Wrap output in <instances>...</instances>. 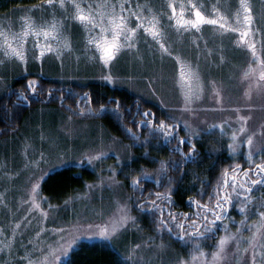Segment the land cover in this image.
I'll use <instances>...</instances> for the list:
<instances>
[{"label": "rangeland", "instance_id": "374dc122", "mask_svg": "<svg viewBox=\"0 0 264 264\" xmlns=\"http://www.w3.org/2000/svg\"><path fill=\"white\" fill-rule=\"evenodd\" d=\"M11 1L0 0V26L15 32L19 31L22 16L31 15L38 23L55 18L63 24L61 35L64 40L52 41L53 48L59 51V58L56 52H46L43 59H36L39 50L32 47L35 38H29L25 46L26 62L0 54V101L4 100L17 79L33 76L60 84H91L119 101L124 99L121 95L127 91L155 105L165 119L177 124L183 135L192 137L197 146L208 154L209 163L213 156L223 155L227 158L225 160L233 161L229 169L240 163L243 170L251 168L254 162L264 161V135L253 137L251 160L243 134L237 136L236 151L229 148L233 143V132L240 127L238 116L250 117L245 125L248 134L264 132L261 127L264 125V90L253 88L250 99L244 95L252 82L243 80L251 52L246 47L237 46L238 33L221 34L212 25H202L199 32L194 29L177 32L167 19L170 11L168 0H132L131 6L141 5L146 16L149 15L147 9L157 15L163 32L161 42L168 51L161 50L159 44L141 30L135 47L122 50L110 65L105 66L96 59L99 54L95 48L88 44L89 33L68 18L73 11L70 6L67 10L40 7V4L34 8L6 9L5 4ZM198 2L203 4L206 13L211 12L214 4L225 15L237 7V0ZM252 6L256 28L259 29L254 40L258 42V54L264 59V0H252ZM64 42L68 47H63ZM182 67H190L196 73L202 88L199 99L187 107L180 86ZM105 76H111V80H106ZM236 109L239 112L234 111ZM24 113L18 131L0 138V197H3L0 200V229L4 230L0 240H11V248L0 252V264H27V260H21L24 256L33 261L46 257L47 264H68L72 251L82 242L109 245L123 264H178L180 260L190 261L200 251L205 253L207 261L209 254L216 250L219 239L228 233L236 234L238 240L228 244L219 264H249V253L238 252V249L248 247L246 238L252 233L245 225L259 220L257 212L264 210V191L253 192L252 202L245 212L239 211L241 204H238L236 211L219 224L212 250L205 249L204 243H197L190 247L188 254L189 241L178 239L180 232L175 223L171 229L178 238L165 228L159 229L143 222L140 210H135L137 202H132L125 185V177H131L134 169L140 167L147 171L149 167L164 165L169 152L163 144H154L151 136H144L143 142L126 140L130 134L123 129L126 136L118 135L109 122L112 119L110 115L106 119H96L87 113L80 118L59 107L47 105L30 106ZM145 144L150 147L154 144L155 154L151 149H142ZM137 146L140 149L135 150ZM68 166L83 168L79 172L86 173L87 186L83 192L58 203L42 192L43 182L52 172ZM185 173L186 181L190 180V186H197L203 197L206 174L198 173L192 165L185 168ZM118 174L123 176L122 180ZM36 183H39L40 194L45 199H37L40 209L29 212L30 205L26 201L30 199L31 188ZM121 208L130 217L126 225L118 227L107 238L102 236L103 230L111 232V222ZM153 214L159 217L157 212ZM161 220L165 221L163 226L171 224L170 216L164 215ZM17 223L21 227L15 229L13 235ZM237 229H240L239 233ZM74 238L76 243L64 256L61 246L67 248V243Z\"/></svg>", "mask_w": 264, "mask_h": 264}, {"label": "snow or ice", "instance_id": "6c2138e0", "mask_svg": "<svg viewBox=\"0 0 264 264\" xmlns=\"http://www.w3.org/2000/svg\"><path fill=\"white\" fill-rule=\"evenodd\" d=\"M132 0H45V3L40 7L60 8L67 10L70 6L72 21L79 23L88 33V44L95 48L99 54L96 59L101 61L103 65L108 66L121 53L122 50H132L135 47L136 37L141 30L147 36H150L153 41L159 44L161 50L167 52L168 49L162 41L163 32L161 31L160 21L157 15L152 14L151 9H147L149 15H145V8L136 4L134 8L131 6ZM170 10L167 13V19L171 21L170 27L177 32H188L195 30L199 32L202 25H212L217 27L221 34L232 32L238 33L236 44L238 47H246L251 52V61L249 66L243 73V80L252 81L248 84V91H245V97L251 98L253 88L264 90V59L258 54L257 41L254 37L259 34V29L256 28V18L252 6V0H237V7L230 14H222L217 5H213L210 13L203 10V4L198 0H168L167 4ZM179 9V11H178ZM31 11V10H30ZM187 17V18H186ZM132 21H135L134 26ZM19 31H12L10 28L0 26V54L6 58H15L21 62H26V45L29 43V38H35L32 47L39 50V55L36 59H43L46 52H56L59 58V51L54 49L52 41H62L64 38L61 35L63 28L62 22L53 18L38 23L31 15H25L20 18ZM98 30V31H97ZM97 34L93 35L92 33ZM41 40L43 44L41 45ZM63 47H68L67 43H63ZM252 65H256L253 67ZM106 80H111V76H105ZM254 82V83H253ZM35 81H30L29 89H33ZM180 86L184 93V101L186 107L193 100L199 99L202 88L199 83V78L190 67H182L180 76ZM217 102L219 103V92H216ZM234 111L239 112V109ZM145 117H149L151 113H143ZM250 117H237V122L240 127L233 132V143L229 148L233 152L236 151V140L238 134H243L244 142L249 146V159L252 158L251 148L253 146V137L256 135H264V132L248 134L245 127L247 119ZM264 128V125L261 126ZM158 130L164 131L165 134H172V129L164 122H160ZM185 141L181 140L180 144ZM194 151V147H193ZM191 156V153L188 154ZM100 157H93L99 159ZM138 183V181H137ZM257 186H264V161L254 162L248 170H242L240 165H236L231 169H225L221 174V179L217 183V190L214 195L209 197L212 203H200L198 201H190L199 210L195 219L186 217L190 221L186 227L184 224L178 226L184 230L189 237H202L205 233H211L217 222L223 221L228 212L229 206L233 204V197L241 201L240 212H245L247 205L252 202L251 194ZM91 187V186H89ZM40 185L36 183L32 186L30 199L26 201L30 205L29 212L40 209V204L37 199L43 200L40 194ZM158 198L160 196L158 195ZM3 197H0L2 200ZM155 204V201H153ZM118 216L111 222V232L103 230L102 236L106 238L114 234L118 227L126 225L130 217L127 216L125 209H118ZM42 216L46 213L41 212ZM259 220L245 227L252 233L246 238L248 247L238 249V252L249 253V264H264V210L257 212ZM172 221L176 220L174 214H169ZM27 220V217H25ZM244 223L243 221L241 222ZM160 224L165 225V221L161 220ZM21 227L20 223L15 224V229ZM226 227V226H225ZM203 228V230H201ZM60 231H64L61 229ZM168 231H172L168 228ZM240 229H237L239 233ZM4 235V230L0 229V236ZM39 236V233H37ZM180 239H184L181 235ZM238 240L236 234L228 233L221 237L216 245V250L209 254L210 259L205 261V253L200 251L199 255H193L190 261L180 260L178 264H219L224 258L225 249L232 241ZM31 243V241H29ZM76 243L75 238L67 243V248L62 247L64 256L69 254V250ZM0 252L11 248V240L5 238L0 240ZM137 248L140 245L136 246ZM199 251V249H197ZM43 256V252H41ZM21 260H27V264H47V258L37 259L33 261L30 257H21Z\"/></svg>", "mask_w": 264, "mask_h": 264}, {"label": "trees", "instance_id": "16d2710c", "mask_svg": "<svg viewBox=\"0 0 264 264\" xmlns=\"http://www.w3.org/2000/svg\"><path fill=\"white\" fill-rule=\"evenodd\" d=\"M156 2H158V0H156ZM44 3L45 0H12L5 4V6L6 9H21L22 7L34 8V6H39L38 4L41 5ZM16 81L15 85L9 89V93L4 100L0 101V138H4L10 135V133L18 131L20 124L23 122L25 116L24 111L28 110L30 107L24 108V106L17 104L14 100L21 101L22 93L27 94L26 90H30L28 88L30 81H35V88H42L39 94L44 97L39 96L37 100L32 99V106H56L72 114L81 116L80 118H83L87 113H91V115H94L92 118L96 119H106L107 116L110 115L112 119L109 122L118 135H125L123 129L127 130L128 135L130 134L128 137L125 135L126 140L131 141L132 139V141L143 142L145 139L144 136L153 137L154 144H163V147L169 152L168 160L163 161L164 165L156 166L155 168L149 167L147 171H142L141 168L138 167L134 169L131 177H125L126 189L132 196V202L134 204L137 202L135 210H140L145 224H152L159 229L165 228V230L168 231V228H171L173 226L172 224L175 223L179 228L180 236L183 235L185 237L183 240L189 241V250H187L186 253L189 254L191 250L190 247L197 243H204L203 247L208 251L213 249V243L216 239L214 236L189 237L184 230L178 226L179 224H184L186 227L189 225L190 221L186 219V217H191L193 219L196 218L197 213L193 214V212H190L189 210L187 213L186 207L189 206L190 209L193 208V204L190 203V201H192V199L202 198V195L199 194V191L197 190V186H190V180L186 181L187 177L185 168L192 165L198 173L203 172L206 174L203 182L205 192L202 203H211L209 197L214 195L217 190V183L221 179V174L233 163L232 159L225 160L227 158L223 155L218 158L213 156L209 163L208 154L204 153L202 148L197 146L198 144L194 140V151L193 148H191V156L188 154L185 156L186 159L189 160V163L185 164V157L182 154H176L166 147L165 132L158 130V125L150 126L149 123L143 124L139 117L141 113L137 114V116L136 113L137 111H143L145 107H150L151 110L153 109L152 111L156 113L157 122H164L167 124L169 121L157 110L155 105L145 102L139 97L129 94L127 91L125 92V95H121L124 99L119 101L114 97H108L106 92L94 88L91 84L85 86L69 83L60 84L53 80L47 81L46 79H41L35 76L22 77ZM51 88L56 91L55 95L65 93V96H67V102H70V104L64 107L58 105L56 101H58L59 98H55V95L52 93L47 99L46 90ZM13 97L14 100L12 99ZM46 99L56 103L46 104L42 102L44 100L46 101ZM169 123H172V126H177L174 122ZM135 137H137L138 140ZM187 140L192 141V137L188 136ZM154 144L151 147L150 145L145 144L142 149L149 151L151 149V153L155 154ZM138 149H140V146L135 148V150ZM169 158L171 160H169ZM81 168L82 167L68 166L52 172L44 180L42 192L52 199L57 200L56 202L58 203L71 198L77 192H83L86 189L87 184L85 180L86 178H84L86 173L81 174L79 172ZM87 176L89 177L88 174ZM118 177L120 180L123 179L121 174H118ZM259 189L264 191L263 186H257L253 192L258 191ZM156 194L159 195L160 198H158ZM148 198L153 199L155 204L153 203V206L149 204L148 210L143 211L139 206ZM238 204H241V201L233 197V204L232 206H229L227 212L228 218L236 211ZM153 212H157L159 217L154 216ZM170 213L176 216V220H171V224H168L167 227L162 226L160 224L161 217L164 215L169 216ZM168 232L170 233V231ZM68 264H123V261L117 252L109 245L102 243L88 244L82 242L72 251Z\"/></svg>", "mask_w": 264, "mask_h": 264}, {"label": "flooded vegetation", "instance_id": "af4514ba", "mask_svg": "<svg viewBox=\"0 0 264 264\" xmlns=\"http://www.w3.org/2000/svg\"><path fill=\"white\" fill-rule=\"evenodd\" d=\"M36 86H34V88L33 89H30L29 91H27L26 90V92H27V94H23L22 93V98H21V101H18V100H14V97L12 98L17 104H19V105H22V106H24V108H28V107H30V106H32V104H33V102H32V99H35V100H37L38 98H39V96L40 97H43V95H40L39 93L41 92V90H42V88H40V87H37V88H35ZM47 91V99L53 94V95H55L56 94V91L55 90H53L52 88L51 89H47L46 90ZM8 93H9V91H8ZM52 93V94H51ZM20 97V96H19ZM55 98H59V100L58 101H56L57 103H58V105H60V106H67V105H69L70 104V102H67V96H65V93L64 94H62V93H59V94H57V95H55L54 96ZM44 98V97H43ZM46 99V101L44 100V101H42V102H44V103H46V104H55L56 102H53V101H51V100H47ZM153 110V109H152ZM151 110V108L150 107H145V109L143 110V111H137V113H136V116H137V114H139V113H141L140 114V120L143 122V124H147V123H149L150 124V126H156V125H159V123L160 122H157V119H156V113L155 112H153ZM145 112H149V113H151V115L149 116V117H145L144 115H143V113H145ZM143 117H142V116ZM144 119H146V120H144ZM166 125H168V127L170 128V129H172V134H170V135H167V134H164V136H166V138H165V144H166V147L169 149V150H172L173 152H175L176 154H182L184 157L185 156H187V154H189V153H191L192 154V151H190L191 150V148H193V145H195L194 144V139L192 138V141H189V140H187V137L188 136H185V135H183L181 132H180V129H179V127L178 126H172V123L170 124L169 122H167V124ZM140 135H142V134H140ZM190 137V136H189ZM181 140H184L185 141V143L184 144H180V141ZM195 147V146H194ZM189 163V160L188 159H186V157H185V164H188ZM227 164H228V162H227ZM242 168H243V166H242V164H240V163H238ZM227 169H229V167H227ZM249 168L247 167L246 169H243V170H248ZM264 187V186H263ZM253 194V193H252ZM157 195V194H156ZM158 196V195H157ZM202 199H203V197L200 199V198H197V199H192V201H198V202H200V203H202ZM188 202V201H187ZM211 203H212V201H211ZM151 205V206H153L152 204H153V199H151V198H148V199H146L145 201H143L142 202V204H140V206H139V208L141 209V210H143V211H147L148 210V205ZM192 207L193 208H189V206H187L186 207V212L188 213V210L190 211V212H193V214H195V213H197L198 214V212H199V210L196 208V206L193 204L192 205ZM227 218H228V216H226V218L223 220V221H219V222H217V225L213 228V231L211 232V233H205V235L204 236H206V237H212V236H214L215 238H217L218 237V233H219V224H221L222 222H224V221H226L227 220ZM201 230H203V228H201ZM170 234H172L175 238H178V236H176L175 234H173V231H171L170 232ZM185 238V237H184ZM180 241H182L183 239H180V238H178Z\"/></svg>", "mask_w": 264, "mask_h": 264}]
</instances>
